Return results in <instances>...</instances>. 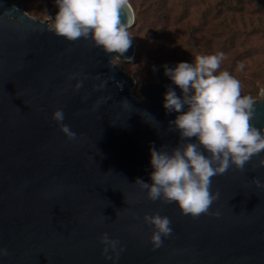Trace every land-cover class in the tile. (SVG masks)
Instances as JSON below:
<instances>
[{
    "label": "water",
    "instance_id": "water-1",
    "mask_svg": "<svg viewBox=\"0 0 264 264\" xmlns=\"http://www.w3.org/2000/svg\"><path fill=\"white\" fill-rule=\"evenodd\" d=\"M126 15L129 28L128 2ZM134 51L132 42L120 55L70 41L0 0V264H264V187L252 179L264 182L259 154L211 178L209 212L219 215L182 214L133 184L150 182V147L182 142L168 124L176 113L161 106L171 84L162 66L176 62L157 66L137 98L135 80L114 63ZM254 102L251 122L264 131V90ZM57 108L73 140L51 119ZM155 212L173 231L153 249L142 217ZM103 233L123 247L114 261L102 252Z\"/></svg>",
    "mask_w": 264,
    "mask_h": 264
},
{
    "label": "clouds",
    "instance_id": "clouds-1",
    "mask_svg": "<svg viewBox=\"0 0 264 264\" xmlns=\"http://www.w3.org/2000/svg\"><path fill=\"white\" fill-rule=\"evenodd\" d=\"M55 5L51 24L55 33L70 41L91 39L107 53L122 55L130 47L127 0H55ZM122 16L125 22H121ZM223 59V52L197 54L191 62L162 66L171 84L165 86L161 106L166 114L176 113L168 124L182 142L167 150L150 147V182L135 178L133 183L144 190L147 199L174 203L182 214L193 217L201 213L219 215L209 212L217 199V194L210 192L213 176L222 175L229 167L242 169L257 154V166L264 167V131L251 122L256 111L254 99L241 95L240 82L227 70L218 71ZM80 86L79 82L75 85ZM51 119L68 140L76 137L61 123L62 108L53 110ZM252 179L257 187H264V182ZM142 220L152 226L148 242L153 249L173 231L166 215L144 214ZM99 240L106 259L114 261L123 251L119 241L106 233ZM4 255L7 250L0 248V256Z\"/></svg>",
    "mask_w": 264,
    "mask_h": 264
},
{
    "label": "rangeland",
    "instance_id": "rangeland-1",
    "mask_svg": "<svg viewBox=\"0 0 264 264\" xmlns=\"http://www.w3.org/2000/svg\"><path fill=\"white\" fill-rule=\"evenodd\" d=\"M8 2L51 26L55 0ZM133 2L140 13L139 20L127 29L134 55L130 61L115 58L114 63L135 80V97H141L139 84L155 82L153 67L223 52L218 71L227 70L240 82L241 95L260 98L264 90V0Z\"/></svg>",
    "mask_w": 264,
    "mask_h": 264
},
{
    "label": "trees",
    "instance_id": "trees-1",
    "mask_svg": "<svg viewBox=\"0 0 264 264\" xmlns=\"http://www.w3.org/2000/svg\"><path fill=\"white\" fill-rule=\"evenodd\" d=\"M154 0H140V3L142 4H146V5H149L150 2H152ZM128 4L130 5L131 9H132V12H133V24L136 23L139 18H140V13L138 12L137 8H136V5L135 3L133 2V0H127ZM155 8V7H154ZM156 9V8H155ZM132 24V25H133ZM181 59V58H180ZM179 59V60H180ZM183 61H188V60H184V59H181ZM162 62V61H160ZM159 62V63H160Z\"/></svg>",
    "mask_w": 264,
    "mask_h": 264
}]
</instances>
